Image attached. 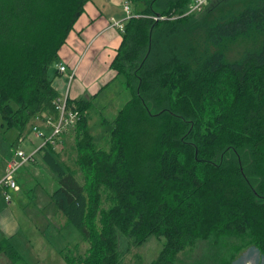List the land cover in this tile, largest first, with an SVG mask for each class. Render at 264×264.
Instances as JSON below:
<instances>
[{
  "label": "trees",
  "instance_id": "obj_1",
  "mask_svg": "<svg viewBox=\"0 0 264 264\" xmlns=\"http://www.w3.org/2000/svg\"><path fill=\"white\" fill-rule=\"evenodd\" d=\"M89 1L0 0L8 127L24 133L36 116H57L59 52ZM127 1L136 10L110 68L130 98L106 145L90 127L94 98L69 99L83 181L52 145L38 151L57 179L52 201L89 244L63 251L66 263L125 264L121 247L153 236L163 248L152 264H235L245 245L232 238L264 257V0H209L183 17L192 0ZM1 253L24 264L8 239Z\"/></svg>",
  "mask_w": 264,
  "mask_h": 264
},
{
  "label": "rangeland",
  "instance_id": "obj_2",
  "mask_svg": "<svg viewBox=\"0 0 264 264\" xmlns=\"http://www.w3.org/2000/svg\"><path fill=\"white\" fill-rule=\"evenodd\" d=\"M130 7L131 12H135L136 7L132 3H130ZM63 81V77L59 76L54 82L61 97H63V91L66 88V83L64 81L63 84ZM104 94L105 96L101 95V98L99 97V102H105L106 106L103 109H94L90 113V127L96 144H101V146L106 145L107 135L110 133L113 121L119 110L130 98L129 92L119 79L114 84L111 83ZM104 120L108 121L109 124L102 125ZM34 126H38L46 135L50 133V130L42 122H37L34 119L31 120L25 132L20 133L18 128L8 127L0 115V158L4 153L8 152L12 155L16 151H23L27 156H30L36 149L37 151L34 152L36 158H43V155L38 152L43 147V138L33 131ZM68 135V137H64V148L59 152L58 158L65 166L74 171L76 178L82 182L81 171L76 165L75 130H70ZM19 138H23V142H18ZM28 180L24 192L22 191L19 199L16 198V216L20 221H25L26 226L30 222L28 219L35 221L36 224L31 223L29 228L26 227L24 230L26 233H23L19 238V243L17 242L20 249L18 252L24 264H67L62 252L69 249L76 254H86L89 248L88 242L84 241L77 228L67 222L64 215H60L59 207L49 197L50 194L47 192L49 189L41 184L40 179L29 176ZM18 181L20 182V180ZM104 208H108L107 203H104ZM230 241L236 247L240 244L245 245V248L237 251L235 264H264V257L252 246H249L246 240L232 238ZM128 247H131L129 254H127ZM162 248L163 240L155 236L140 247H135L132 243H126L121 247L124 256L123 262L125 264L134 262L133 256L138 254L142 256L144 264H152L159 256ZM204 249V245L200 244L191 253V256L199 257ZM181 257L184 261L186 260V257Z\"/></svg>",
  "mask_w": 264,
  "mask_h": 264
},
{
  "label": "crops",
  "instance_id": "obj_3",
  "mask_svg": "<svg viewBox=\"0 0 264 264\" xmlns=\"http://www.w3.org/2000/svg\"><path fill=\"white\" fill-rule=\"evenodd\" d=\"M125 1L127 0H90L86 4L85 12L59 52L60 64L67 67V72L61 73L66 83L64 97L68 95L72 100L94 98L92 102L95 109H103L106 106L105 102H99V99L101 95L105 96L104 93L111 83L116 82V72L111 70L110 66L122 42L120 30L112 23L113 20L125 21L127 17L124 11ZM67 135L64 137L69 136ZM14 153L12 155L4 153L0 158V183ZM29 176L41 180V184L49 189L47 190L49 197L57 187L56 177L42 158H35V161L18 171L17 182L20 190L12 193L11 203L5 201L6 189L0 185V240L8 239L17 251L20 250L17 242L19 243L20 236L26 233L25 228H29L31 223L36 225L35 221L28 219L30 222L26 226L25 221H20L16 216V198L19 199L22 191L24 192ZM59 213L63 215L62 212ZM0 264H11V261L7 255L1 253Z\"/></svg>",
  "mask_w": 264,
  "mask_h": 264
},
{
  "label": "built area",
  "instance_id": "obj_4",
  "mask_svg": "<svg viewBox=\"0 0 264 264\" xmlns=\"http://www.w3.org/2000/svg\"><path fill=\"white\" fill-rule=\"evenodd\" d=\"M208 2L209 0H192L182 17L202 12ZM124 11L127 14V19H129L132 16L129 1L124 3ZM166 18L165 16L154 17L155 20ZM124 23L123 21L113 20L112 25L117 27L120 31H124ZM58 68L61 73L67 72V67L63 64H59ZM56 110L57 116L55 117L39 115L33 118L37 122H42V124L50 130L48 135L44 134L38 126H34L33 131L37 132V135L43 138V146L50 144L55 151L60 152L64 148V136L67 135L70 130H73L80 116L77 110L69 106L68 95L65 97L59 96L56 99ZM23 140V138H19L18 142H23ZM36 151L37 150L34 152ZM34 152L32 155L27 156L23 151H16L13 158L8 163L4 178L0 183V185L6 189L4 198L8 204L11 203L13 199L12 193L20 190L16 178L18 171L26 164L35 161L36 155Z\"/></svg>",
  "mask_w": 264,
  "mask_h": 264
}]
</instances>
